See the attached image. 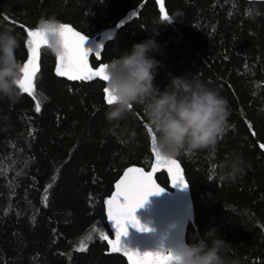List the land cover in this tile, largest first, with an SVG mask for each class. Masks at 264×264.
Returning <instances> with one entry per match:
<instances>
[{"label": "trees", "instance_id": "1", "mask_svg": "<svg viewBox=\"0 0 264 264\" xmlns=\"http://www.w3.org/2000/svg\"><path fill=\"white\" fill-rule=\"evenodd\" d=\"M143 1L0 0V30H14L16 56L24 64L30 55L27 31L42 16L98 37ZM165 5L168 20L148 0L139 17L107 44L100 61L153 37L161 90L172 75H197L227 98L229 126L218 144L175 158L194 203L187 242L198 243L215 229L230 244L227 259L264 264V114L257 112L264 101V0ZM39 57L35 98L20 89L15 100L0 98V264H128L110 254L100 234L113 237L106 201L124 170L155 165L147 116L135 105L125 119L109 123L103 81L58 76L56 56L46 46ZM92 63L99 65L95 57ZM233 152L242 155L244 171L234 182L222 181L220 164ZM156 176L172 189L165 169Z\"/></svg>", "mask_w": 264, "mask_h": 264}, {"label": "clouds", "instance_id": "2", "mask_svg": "<svg viewBox=\"0 0 264 264\" xmlns=\"http://www.w3.org/2000/svg\"><path fill=\"white\" fill-rule=\"evenodd\" d=\"M62 24L55 16H42L37 21V28L46 35L45 46L54 56L64 52ZM18 47L19 39L11 27L0 30V98L10 101L19 96L18 82L24 75L23 64L16 56ZM158 49L157 41L149 37L107 62L106 87L113 102L105 119L119 122L132 113L135 105L142 106L154 133V146L167 159L216 146L229 126L231 109L227 98L197 75H172L161 90L155 83L161 61L153 53ZM257 112L264 114V101ZM244 168L242 155L233 152L220 164L219 179L234 182ZM205 236L198 243L158 252L170 253L169 264H238L224 255L230 244L215 229H209Z\"/></svg>", "mask_w": 264, "mask_h": 264}, {"label": "snow or ice", "instance_id": "3", "mask_svg": "<svg viewBox=\"0 0 264 264\" xmlns=\"http://www.w3.org/2000/svg\"><path fill=\"white\" fill-rule=\"evenodd\" d=\"M161 11L164 12L162 4ZM163 19H169L166 12L163 14ZM122 23L123 21H121ZM60 34L64 52L56 56V74L73 81L92 80L95 77H99L106 82L108 80V75L106 74L107 63L100 61L101 52L98 51L104 45L100 44L96 47H86V42L89 37L65 23L61 25ZM26 43L30 55L27 62L23 64L22 71L24 75L18 82V87L21 92L28 93L35 98L34 78L39 71L40 50L47 43L46 35L38 28L28 30ZM93 53H95L96 62L99 64V67L96 69H93L89 64V56ZM103 92L106 94V103L108 105L111 104L113 100L109 89L104 87ZM35 110L37 112L40 111V102L38 100L36 101ZM249 127H251V124H249ZM147 130L151 133V152L155 155V165L151 172L145 173L143 169L133 167L124 173L123 179L116 185V194L106 201L108 205L107 217L110 221H114V227L116 229L115 239H108V236L103 232L100 234V239L107 240L113 252H123L128 256L131 264H169L171 258L170 253L165 254L158 251H149L141 254L139 251H134L123 246L121 241V237L128 234L129 225L141 231L150 230L147 226L141 224L136 212L137 209L144 206L151 195L164 191L154 178L157 171L166 169L173 186L179 185L181 188H187L188 186V182L184 176L180 171L176 170L177 160L175 158L167 159L161 157L154 146V133L152 132L151 126H147ZM260 147L264 148V143L260 144ZM213 155H215L214 149ZM212 167L215 169L216 165L213 164ZM46 201L47 191L44 196L45 204ZM79 250L84 251L86 248L82 246Z\"/></svg>", "mask_w": 264, "mask_h": 264}, {"label": "water", "instance_id": "4", "mask_svg": "<svg viewBox=\"0 0 264 264\" xmlns=\"http://www.w3.org/2000/svg\"><path fill=\"white\" fill-rule=\"evenodd\" d=\"M148 0H144L137 8L130 10L122 19H120L114 27L104 30L98 37H89L86 42V47L92 46L96 47L100 44H103L102 49L98 51L102 53L105 50V47L108 43L112 42L117 36L118 32L127 24L131 23L134 19L139 17L140 12L145 6ZM157 3L158 9L161 12L163 18L164 12L167 13L166 9V0H154ZM161 4L163 5L164 12L161 11ZM168 15V14H167ZM121 21L123 23L121 24ZM100 55V57H101ZM95 57V53L89 56V64L93 69H96L98 66H93L92 59ZM41 70V62L39 57V71L37 72L35 78ZM34 78V81H35ZM94 80H101L99 77H95ZM103 81V80H101ZM105 83L106 87V82ZM105 94V93H104ZM106 100V94H105ZM264 150V148H262ZM155 159V155H154ZM156 162V161H155ZM141 168L145 173L151 172L142 166H129L127 167L120 178L116 181L112 195L107 199H111L116 194V185L124 177V173L127 172L129 168ZM166 170V169H165ZM182 174L180 163L177 161V169ZM167 171V170H166ZM156 182L157 176L155 173L154 176ZM170 178V177H169ZM187 181V180H186ZM171 188L167 189L159 184L164 191L153 194L149 197L148 201L145 202L144 206L137 209L136 215L139 217L141 224L147 226L150 230L141 231L136 227L129 225V231L126 236L121 237L123 246L130 248L134 251H139L141 254L145 252H156L163 250L168 252L170 249H178L183 247L187 242V231L191 221L194 220L195 211L194 203L192 199V194L190 186L188 184L187 188H181L179 185L173 186L171 181ZM108 213V205L106 203V215ZM109 227L113 233V237L110 240L115 239L116 229L114 227V221H110L107 217ZM110 254H118L126 258L128 264H131L128 256L123 252H113L111 250V245L109 244Z\"/></svg>", "mask_w": 264, "mask_h": 264}]
</instances>
